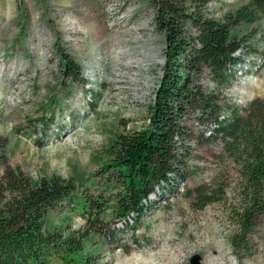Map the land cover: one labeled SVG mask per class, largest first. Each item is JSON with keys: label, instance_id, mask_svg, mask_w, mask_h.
I'll list each match as a JSON object with an SVG mask.
<instances>
[{"label": "rangeland", "instance_id": "obj_1", "mask_svg": "<svg viewBox=\"0 0 264 264\" xmlns=\"http://www.w3.org/2000/svg\"><path fill=\"white\" fill-rule=\"evenodd\" d=\"M247 3L213 0L203 12L223 19ZM185 13H193L189 2ZM237 36L245 38L238 53L244 64L233 68L229 86L216 85L208 71L193 77L222 112L264 98V18ZM165 51L150 0H0V142L8 143V163L33 181L90 180L74 203L51 212V225L84 232L88 214L75 202L85 196L110 213L117 191L106 190L97 157L108 158L117 135L148 126ZM62 54L80 66L83 81L64 73ZM183 125L192 135L189 156L180 151L187 178L173 190L157 188L138 228L110 214L97 223L93 247L101 250L93 264H191L195 255L202 264H264V214L251 233L250 258L238 259L228 241L243 192L239 168L206 139L200 111L190 110ZM4 178L0 166V183ZM201 193L221 199L201 208Z\"/></svg>", "mask_w": 264, "mask_h": 264}, {"label": "trees", "instance_id": "obj_2", "mask_svg": "<svg viewBox=\"0 0 264 264\" xmlns=\"http://www.w3.org/2000/svg\"><path fill=\"white\" fill-rule=\"evenodd\" d=\"M150 1L156 10V25L165 36L163 76L148 126L117 135L107 150L108 158L97 157L100 172L106 175V190L117 191L110 213L100 207L102 203L85 196L75 202L88 214L84 232L76 234L65 225H51V212L65 202L74 203L91 177L86 182L80 175L33 181L8 163V143L1 141L0 166L5 168V178L0 183V264H93L101 250L93 247V230L97 223L105 222L107 214L131 219L133 229L138 228L157 188L173 190L187 178L180 151L184 149L189 156L185 144L192 135L183 119L190 110L201 112L207 123L206 139L220 143L223 154L240 170L242 198L233 211L237 229L228 241L238 259L252 256L251 233L264 214V98L222 112L215 95L205 94L193 77L208 71L216 85L231 84L236 77L233 68L244 64L238 53L245 49V38L239 39L238 31L264 18V0H249L223 19L204 14L213 0ZM188 2L191 14L185 13ZM187 24L192 34H188ZM62 55L64 73L73 81H83L80 66ZM38 146L43 148V143ZM200 195L201 208L221 199Z\"/></svg>", "mask_w": 264, "mask_h": 264}, {"label": "water", "instance_id": "obj_3", "mask_svg": "<svg viewBox=\"0 0 264 264\" xmlns=\"http://www.w3.org/2000/svg\"><path fill=\"white\" fill-rule=\"evenodd\" d=\"M191 264H202V258L199 255H195L191 260Z\"/></svg>", "mask_w": 264, "mask_h": 264}, {"label": "bare ground", "instance_id": "obj_4", "mask_svg": "<svg viewBox=\"0 0 264 264\" xmlns=\"http://www.w3.org/2000/svg\"><path fill=\"white\" fill-rule=\"evenodd\" d=\"M113 63V62H112ZM13 80H18L19 78H17V75H14L13 77H11Z\"/></svg>", "mask_w": 264, "mask_h": 264}]
</instances>
